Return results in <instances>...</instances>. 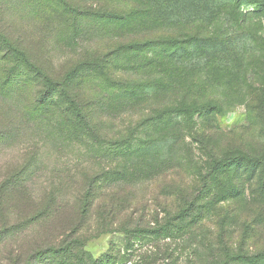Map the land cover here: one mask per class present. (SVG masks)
<instances>
[{
    "label": "rangeland",
    "instance_id": "obj_1",
    "mask_svg": "<svg viewBox=\"0 0 264 264\" xmlns=\"http://www.w3.org/2000/svg\"><path fill=\"white\" fill-rule=\"evenodd\" d=\"M57 2L67 5V18L55 15L63 10ZM0 31L21 40L55 80L64 79L88 55L91 60L97 53L139 48L153 58L157 51L154 68L163 85L159 95L166 86H172L178 99L188 94L189 100L222 108L211 115L201 109L191 110L182 118L179 131L163 135L150 129L148 141L173 143L171 139L176 137L175 154L188 159L186 150H190L189 158L198 163L211 161V152L231 160L264 154V98L258 91L264 83V0H0ZM129 52L118 55L119 60L130 61ZM136 55L131 56L132 63L142 57ZM129 61L120 65L129 67ZM127 73L136 81L146 78L144 74ZM74 91L87 92L93 98L101 88L91 75L84 90L75 79ZM21 104L19 99L0 102L1 111L11 120V134L0 143V178L17 171L32 194L71 193L80 172L98 168L80 144L89 142L78 134L66 136L55 122L29 120L21 114ZM129 122L128 114L120 120L105 121L107 126L121 128ZM166 136L167 141L161 142ZM239 162L240 170L223 174L227 188L224 206L235 208V225L227 221L221 228L207 219L205 226L198 224L191 232L184 230L175 239L162 241L160 249H153L147 241L133 242L126 264H264V169L254 172ZM26 166L28 171L23 175ZM179 174L195 185L196 178L189 171L185 177L183 172ZM166 184L170 182L160 176L139 191L147 202V208H140L138 215L143 225L158 213L161 225L165 222L167 213H162L158 203L165 197ZM235 191L237 195L230 196ZM23 195L16 196L18 203ZM174 210L173 206L167 211ZM189 233L193 236L187 238ZM29 239L26 236L10 246L2 243L0 264H8L12 248L27 244ZM87 239V249L95 256L111 245L123 250L128 245L125 236L114 231H93ZM164 248L173 252V258L156 262V254Z\"/></svg>",
    "mask_w": 264,
    "mask_h": 264
},
{
    "label": "trees",
    "instance_id": "obj_2",
    "mask_svg": "<svg viewBox=\"0 0 264 264\" xmlns=\"http://www.w3.org/2000/svg\"><path fill=\"white\" fill-rule=\"evenodd\" d=\"M57 3L63 10L56 12V8L55 15L66 17L67 5ZM129 50L97 53L91 60L88 55L64 79L55 80L21 40L15 41L0 31V102L19 99L21 114L29 120L55 122L66 136L78 134L89 142L80 144L98 163L97 169L79 173L75 190L68 194H32L17 171L0 178V245L10 246L26 236L30 238L27 244L12 248L8 264H126L133 242L147 241L153 249H160L162 241L175 239L184 230L191 232L198 224L205 226L207 219L214 220L221 228L227 221L231 225L238 222L235 208L229 210L224 206L227 188H224L223 174L240 170L237 161L254 172L264 169V154L242 155L231 160L211 152V161L198 163L189 158L190 150H186L188 159L175 154L176 137H172L173 143L148 141L150 129L163 135L179 131L182 118H187L191 110L201 109L211 115L222 107L211 102L197 103L198 99L189 100L188 94L178 99L172 86H166V91L159 95L163 87L154 68L159 52L155 51L154 57L149 58L139 48ZM128 52L137 53L136 58L142 57L138 63H132V55L129 56L132 65L123 68L120 62L129 60H119L118 55ZM128 71L144 74L146 78L136 81ZM91 75L101 88L99 95L92 98L84 91L77 94L75 79L84 90ZM258 91L264 98V83ZM127 114L130 122L125 127L105 123L120 120ZM5 115L6 111L0 109V143L11 134V120ZM27 171L26 166L21 173L26 175ZM188 171L196 178L195 185L180 177L179 173L183 172L185 177ZM160 176L170 182L166 184L164 199L158 203L162 213H167L165 222L161 225L158 213L150 216L149 224L155 226L143 225L138 215L140 208H147V202L145 195L138 193ZM18 194H24L19 203ZM236 195V191L230 193L232 197ZM173 206V213L168 212ZM93 231L97 234L114 231L125 236L128 245L124 250L111 245L105 253L95 256L87 249V236ZM192 236L189 233L187 238ZM172 258L173 252L164 248L155 260Z\"/></svg>",
    "mask_w": 264,
    "mask_h": 264
}]
</instances>
